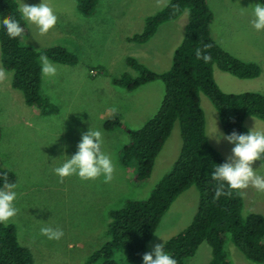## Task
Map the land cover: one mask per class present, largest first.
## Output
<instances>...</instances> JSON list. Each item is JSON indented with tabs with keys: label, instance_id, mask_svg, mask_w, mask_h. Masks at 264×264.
Returning a JSON list of instances; mask_svg holds the SVG:
<instances>
[{
	"label": "rangeland",
	"instance_id": "rangeland-1",
	"mask_svg": "<svg viewBox=\"0 0 264 264\" xmlns=\"http://www.w3.org/2000/svg\"><path fill=\"white\" fill-rule=\"evenodd\" d=\"M24 2L39 4L41 0ZM45 2L57 15V25L44 35L36 26L28 25L25 43L37 49L62 45L77 54L79 64L73 67L54 63L56 76L44 78V95L60 108L59 113L50 116H43L39 109L29 106L24 95L12 88L11 72L6 70L7 77L0 80V167L13 171L18 185L17 215L7 224L15 226L20 244L31 251L35 264H85L107 238L110 211L122 208L126 201L148 198L172 169L182 147L180 129L176 127L157 160L150 182L145 187H135L132 170L120 164V150L129 137L120 130L106 131L103 123L114 111L130 129L141 128L158 112L165 88L163 82H155L129 93L113 86L111 79L125 73L138 75L127 65L128 57L152 70L162 72L170 68L188 16L166 24L150 43L138 45L129 43L127 38L141 32L145 19L163 10L170 0H101L91 18L77 13L76 0ZM209 3L216 15L213 35L218 43L239 59L255 62L262 68L259 78L240 80L215 67L217 84L226 93L264 95V32L252 27L250 8L260 4L259 0H209ZM0 69L5 70L1 47ZM201 101L209 141L228 161L234 146L226 140L216 142L217 128L224 134L218 113L206 96ZM91 124L103 132L104 150L113 156L112 180L106 183L100 177L81 181L72 176L61 181L53 171L62 162L57 159L76 152L82 132H87ZM246 126L264 129V122L250 117ZM253 167L258 170L260 162ZM258 174L264 175V168ZM242 191L243 216L264 217V193L251 186ZM198 199V191L192 189L175 202L149 243L147 253L188 226L199 205ZM42 226L60 229L64 235L59 241H50L41 235ZM228 250L234 264L249 263L233 244L228 245ZM210 259L211 250L203 244L188 264H206Z\"/></svg>",
	"mask_w": 264,
	"mask_h": 264
},
{
	"label": "trees",
	"instance_id": "trees-1",
	"mask_svg": "<svg viewBox=\"0 0 264 264\" xmlns=\"http://www.w3.org/2000/svg\"><path fill=\"white\" fill-rule=\"evenodd\" d=\"M100 1L76 0L77 13L91 18L98 11ZM18 6L17 0H0V24L10 15L20 19ZM186 14L184 36L174 48L170 68L162 72L152 70L136 58L128 57L127 65L138 75L125 73L111 79L113 86L129 93L163 82L165 92L158 112L138 129H130L114 111L103 123L106 131L120 130L128 135V143L120 150V164L132 170L135 187L142 188L150 182L157 160L176 127L182 139L180 154L148 198L126 201L122 208L110 211L107 238L85 264H143V255L148 252L163 218L192 189L199 193L194 217L188 226L164 242L165 250L177 264H188L203 244L211 250V259L206 264H234L229 244L249 264H264V217L259 214L244 217L243 195L237 192L216 196L219 182L212 178V172L217 164L227 160L209 141L201 101L203 95L210 100L224 134L247 133L248 118L264 122V95L224 92L215 80L214 69L217 67L240 80H254L261 76V66L239 59L218 43L213 35L216 15L209 0H170L163 10L148 16L143 30L127 41L146 45L166 24ZM21 24L24 36L15 40L0 28L2 66L13 74L12 88L24 95L29 106L39 109L43 116L57 114L60 108L43 93L39 58L46 55L55 64L74 67L79 64V57L62 45L43 49L30 46L25 43L28 24L23 20ZM1 137L0 127V141ZM4 183L17 184V175L0 167V187ZM224 191L228 192L227 187ZM0 264H35L31 251L20 244L13 224H0Z\"/></svg>",
	"mask_w": 264,
	"mask_h": 264
},
{
	"label": "clouds",
	"instance_id": "clouds-1",
	"mask_svg": "<svg viewBox=\"0 0 264 264\" xmlns=\"http://www.w3.org/2000/svg\"><path fill=\"white\" fill-rule=\"evenodd\" d=\"M250 8L253 17L252 27L257 32H264V0ZM18 12L20 19L10 15L0 24V28L10 39L23 38L25 29L21 20L28 25L36 26L41 35L47 34L58 22L53 8L45 0H41L39 4H28L24 0H19ZM39 59L42 76L46 79L55 77L56 65L46 55H41ZM204 59L207 60L208 57L205 56ZM7 75L6 70L0 69V80L5 79ZM103 136V132L93 128L91 124L87 132H82L76 152L70 157L64 155L57 159L62 162L53 169L55 175L61 181L72 176L78 177L81 181H93L100 177H103L106 183L111 181L115 164L113 156L104 150ZM215 138L218 144L226 140L234 146L229 160L217 164L212 172V178L219 182L217 198L225 194L230 195L232 192L243 195L242 190L250 186L264 193V175L258 174L259 169L264 168V129L254 126L247 133L234 131L231 134H222L217 128ZM257 161L260 162V168L254 170L253 165ZM225 187L228 189L227 193L224 191ZM17 188L18 185L15 183H4L0 187V224L9 222L17 215ZM40 232L50 241H59L64 235L62 230L51 226H42ZM142 259L143 264H177L176 259L165 250L164 243H157L153 251L144 254Z\"/></svg>",
	"mask_w": 264,
	"mask_h": 264
},
{
	"label": "crops",
	"instance_id": "crops-1",
	"mask_svg": "<svg viewBox=\"0 0 264 264\" xmlns=\"http://www.w3.org/2000/svg\"><path fill=\"white\" fill-rule=\"evenodd\" d=\"M246 264H249V263H246Z\"/></svg>",
	"mask_w": 264,
	"mask_h": 264
}]
</instances>
